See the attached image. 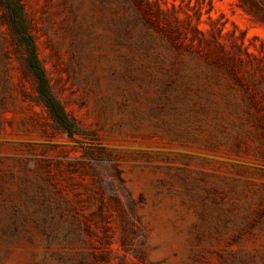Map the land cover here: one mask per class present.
<instances>
[{"label":"rangeland","instance_id":"rangeland-1","mask_svg":"<svg viewBox=\"0 0 264 264\" xmlns=\"http://www.w3.org/2000/svg\"><path fill=\"white\" fill-rule=\"evenodd\" d=\"M22 2L77 130L0 0V264H264V0H151L194 71L168 92L128 61L144 0Z\"/></svg>","mask_w":264,"mask_h":264},{"label":"trees","instance_id":"trees-1","mask_svg":"<svg viewBox=\"0 0 264 264\" xmlns=\"http://www.w3.org/2000/svg\"><path fill=\"white\" fill-rule=\"evenodd\" d=\"M4 1L8 4V11L10 12L13 26L21 36V43L25 44L29 50L27 62L39 80L38 92L40 99L50 108L54 118L69 133H74L77 130L74 121L65 112L62 104L51 92L49 79L39 59L37 44L31 34L30 23L27 19L22 0ZM144 1L149 7L140 6V14H128V61H153L159 65L161 67V77L166 84L165 92H168L169 85L190 82L194 76V71L188 66L177 65L176 61H167V56L161 49L163 47L172 49V47L178 46L180 43L178 35L184 32L179 27H176L169 19H167L168 25H164L161 19L164 10L160 6L153 10L151 8V0ZM152 12L155 13V17L151 16ZM175 19L177 20L178 17H175ZM199 34H204V32L195 28L193 36L199 38ZM217 49L220 51L223 50L222 44L218 41ZM209 56L224 60L229 55L212 53Z\"/></svg>","mask_w":264,"mask_h":264}]
</instances>
